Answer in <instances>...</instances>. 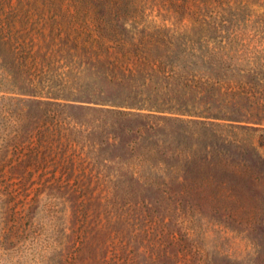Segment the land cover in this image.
I'll return each mask as SVG.
<instances>
[{"label":"trees","instance_id":"16d2710c","mask_svg":"<svg viewBox=\"0 0 264 264\" xmlns=\"http://www.w3.org/2000/svg\"><path fill=\"white\" fill-rule=\"evenodd\" d=\"M127 1L0 0V179L19 229L52 206L46 192L65 199L95 183L156 190L171 211L199 199L242 219L262 206L234 152L264 148V69L225 67L219 36L205 51L175 49L174 35L132 23ZM192 127L210 137L204 153L177 140Z\"/></svg>","mask_w":264,"mask_h":264},{"label":"rangeland","instance_id":"374dc122","mask_svg":"<svg viewBox=\"0 0 264 264\" xmlns=\"http://www.w3.org/2000/svg\"><path fill=\"white\" fill-rule=\"evenodd\" d=\"M127 2L137 6L123 7L132 23L152 24L174 35L179 41L175 49L205 51L204 37L219 36L226 40L221 45L225 67L264 69V0ZM240 75L246 81L244 73ZM190 130L179 131L177 140L204 153L210 137L200 127ZM258 140L257 135V147ZM215 147L223 150L220 139ZM234 155H242L257 177L256 196L262 206L249 213V220L248 213L242 219L230 216L199 199L171 211L156 190L128 195L111 190L112 183H95L88 192H79L70 182V196L57 199L60 191L46 192L52 206L19 229L16 219L21 214L0 179V264H264V148L255 153L245 148ZM112 157L113 151L101 149L97 159L113 168L117 161H109ZM179 184L170 187L177 190Z\"/></svg>","mask_w":264,"mask_h":264}]
</instances>
